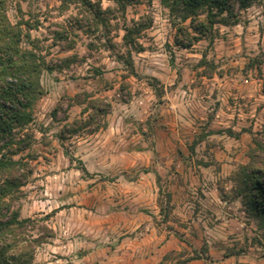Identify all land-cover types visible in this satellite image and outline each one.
Segmentation results:
<instances>
[{"label": "rangeland", "instance_id": "obj_1", "mask_svg": "<svg viewBox=\"0 0 264 264\" xmlns=\"http://www.w3.org/2000/svg\"><path fill=\"white\" fill-rule=\"evenodd\" d=\"M89 1L102 23L83 0H5L21 48L43 63V95L15 135L32 142L13 157L31 173L12 208L50 235L33 264L264 261V230L232 192L264 127V64L252 61L264 57V0L188 49L161 0ZM138 25L141 51L123 41Z\"/></svg>", "mask_w": 264, "mask_h": 264}, {"label": "trees", "instance_id": "obj_2", "mask_svg": "<svg viewBox=\"0 0 264 264\" xmlns=\"http://www.w3.org/2000/svg\"><path fill=\"white\" fill-rule=\"evenodd\" d=\"M112 1L124 11L135 0ZM257 1L260 0H161V4L171 13L176 12L180 23L176 25L175 44L188 49L200 38L211 35L215 25L236 23L235 10L244 11ZM83 4L88 8L85 18L92 16L103 22L105 11L99 6L93 9L89 0H83ZM20 25L9 22L5 0H0V264H33L36 248L50 237L48 228L38 223L42 219H20L19 212L12 208L31 173L28 157H13L29 149L32 137L26 134L15 140V135L31 123V107L43 95L39 81L43 63L34 52L21 48ZM142 29V25L125 27V45L141 51L134 40ZM252 61L264 64V57ZM127 66L132 70L129 54ZM262 93L264 95V81ZM77 123L74 121L72 125ZM227 134L233 136L231 131ZM246 156L247 162L238 166L233 174L232 192L240 198L246 213L264 230V127L252 138ZM34 230L38 231L36 236Z\"/></svg>", "mask_w": 264, "mask_h": 264}, {"label": "crops", "instance_id": "obj_3", "mask_svg": "<svg viewBox=\"0 0 264 264\" xmlns=\"http://www.w3.org/2000/svg\"><path fill=\"white\" fill-rule=\"evenodd\" d=\"M226 260L228 261V258ZM258 264H264V261H259Z\"/></svg>", "mask_w": 264, "mask_h": 264}]
</instances>
